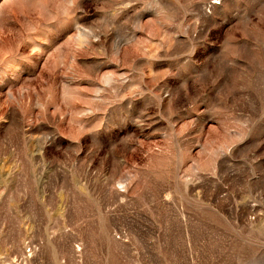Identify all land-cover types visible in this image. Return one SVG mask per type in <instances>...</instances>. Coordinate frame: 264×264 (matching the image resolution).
Masks as SVG:
<instances>
[{
    "label": "rangeland",
    "instance_id": "1",
    "mask_svg": "<svg viewBox=\"0 0 264 264\" xmlns=\"http://www.w3.org/2000/svg\"><path fill=\"white\" fill-rule=\"evenodd\" d=\"M0 264H264V0H0Z\"/></svg>",
    "mask_w": 264,
    "mask_h": 264
}]
</instances>
